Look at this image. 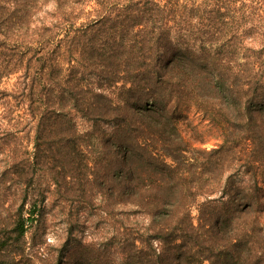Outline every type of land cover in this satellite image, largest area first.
Returning <instances> with one entry per match:
<instances>
[{
    "label": "trees",
    "instance_id": "1",
    "mask_svg": "<svg viewBox=\"0 0 264 264\" xmlns=\"http://www.w3.org/2000/svg\"><path fill=\"white\" fill-rule=\"evenodd\" d=\"M0 129V264H264V0H0ZM58 199L111 235L37 262Z\"/></svg>",
    "mask_w": 264,
    "mask_h": 264
},
{
    "label": "rangeland",
    "instance_id": "2",
    "mask_svg": "<svg viewBox=\"0 0 264 264\" xmlns=\"http://www.w3.org/2000/svg\"><path fill=\"white\" fill-rule=\"evenodd\" d=\"M200 1L202 0H197V2ZM51 6L52 5L49 3L47 7L46 5L43 6V9L51 8ZM15 79V75H13L10 79H6L3 86H6L9 89L12 88V83ZM178 116L179 132L184 140L188 142L189 146L210 148L221 142L220 138L216 134V131L193 106L182 107L178 111ZM25 139L28 140L26 137ZM30 147L31 143L28 144V148ZM2 160H4V155L0 152V165L3 163ZM259 184L264 194V179L261 180ZM56 197L57 195H54L52 198ZM56 202L64 207L59 209V207H61L59 205L49 206L45 211L46 216H44V219L42 218V221L44 222L43 227L39 226L38 228L34 230L31 229L26 233V240L28 241V247L26 250L29 254H33L35 256L37 262L43 261L44 257L56 254L65 240H90L97 237H110V225L112 218L108 212L100 211L94 200L92 204L86 205L84 213H81L82 203L70 205L69 203L59 199ZM7 205L8 200L2 202L0 196V222L5 218L6 212L4 209ZM66 212L71 213V219L68 220H70V222H74V230L72 232L68 231ZM76 214H78V217H75ZM258 219L260 223L264 225V208L260 210ZM202 264H208V262L205 261Z\"/></svg>",
    "mask_w": 264,
    "mask_h": 264
}]
</instances>
